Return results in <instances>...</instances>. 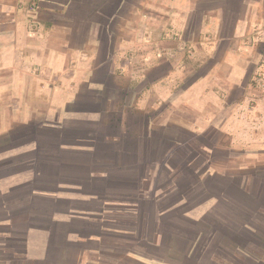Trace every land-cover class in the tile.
<instances>
[{
  "label": "crops",
  "instance_id": "1",
  "mask_svg": "<svg viewBox=\"0 0 264 264\" xmlns=\"http://www.w3.org/2000/svg\"><path fill=\"white\" fill-rule=\"evenodd\" d=\"M0 264H264V0H0Z\"/></svg>",
  "mask_w": 264,
  "mask_h": 264
},
{
  "label": "rangeland",
  "instance_id": "2",
  "mask_svg": "<svg viewBox=\"0 0 264 264\" xmlns=\"http://www.w3.org/2000/svg\"><path fill=\"white\" fill-rule=\"evenodd\" d=\"M186 59H187L186 62H187L188 69H189L188 72H186L187 73L186 74L187 80H188V79L192 78L196 73H198L201 68H199V66L197 64L198 62L196 60H194V57L186 56ZM191 67H193V69L190 70Z\"/></svg>",
  "mask_w": 264,
  "mask_h": 264
},
{
  "label": "built area",
  "instance_id": "3",
  "mask_svg": "<svg viewBox=\"0 0 264 264\" xmlns=\"http://www.w3.org/2000/svg\"><path fill=\"white\" fill-rule=\"evenodd\" d=\"M31 8H34V6H32Z\"/></svg>",
  "mask_w": 264,
  "mask_h": 264
}]
</instances>
